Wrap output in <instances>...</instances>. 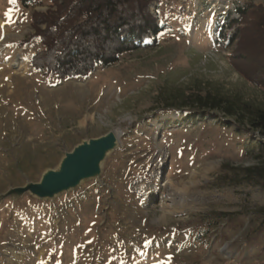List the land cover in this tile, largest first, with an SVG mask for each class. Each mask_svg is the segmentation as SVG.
<instances>
[{
  "label": "rangeland",
  "instance_id": "1",
  "mask_svg": "<svg viewBox=\"0 0 264 264\" xmlns=\"http://www.w3.org/2000/svg\"><path fill=\"white\" fill-rule=\"evenodd\" d=\"M162 2L169 34L55 81L30 63L44 49L32 16L50 0H0V196L38 182L82 141L121 131L97 179L51 199H0V264H264V190L246 178L264 170V138L221 111L190 119L195 110L177 108L182 91L206 84L264 105V11L242 22L243 0ZM255 141L263 151L248 153ZM216 213L227 217L196 238Z\"/></svg>",
  "mask_w": 264,
  "mask_h": 264
},
{
  "label": "trees",
  "instance_id": "2",
  "mask_svg": "<svg viewBox=\"0 0 264 264\" xmlns=\"http://www.w3.org/2000/svg\"><path fill=\"white\" fill-rule=\"evenodd\" d=\"M39 0H20L22 7L35 4ZM154 3L155 16L150 12ZM164 5L162 0H50L47 11L36 12L32 16V25L37 27L36 33L44 49L34 55L30 63L38 71H46L55 81L88 77L96 67L104 68L116 64L120 56L137 49L138 44L146 40H158L161 35L170 33L172 25L161 20L159 11ZM171 11L170 5L166 6ZM264 11V0H243L236 12L244 22L250 13ZM184 8L180 6L177 20H183ZM232 24L237 23L232 20ZM44 24V29L38 27ZM264 32V22L259 25ZM251 57L248 55L247 58ZM253 60L252 64L254 63ZM262 68V70H261ZM258 79L264 84V61L257 68ZM263 72V73H262ZM180 106L195 110L192 116L207 118L213 111H221L226 118H239L248 129L257 132L264 138V105L254 106L243 102L235 96L223 94L209 84L203 87H190L181 92ZM191 107V108H189ZM177 108L167 106L164 111ZM228 128V124H221ZM249 131V130H247ZM243 145L244 142H242ZM247 152H262L258 142H250ZM246 178L254 180L264 190V170H246ZM264 223V208L258 212ZM227 214L209 215L197 227L196 238L202 235L200 230L210 231L218 227L219 220ZM201 243V241H198Z\"/></svg>",
  "mask_w": 264,
  "mask_h": 264
},
{
  "label": "water",
  "instance_id": "3",
  "mask_svg": "<svg viewBox=\"0 0 264 264\" xmlns=\"http://www.w3.org/2000/svg\"><path fill=\"white\" fill-rule=\"evenodd\" d=\"M58 83L55 86H59ZM120 135L116 131L82 141L71 151L65 152L56 169L45 171L38 182H26L22 187L9 189L0 199L29 193L40 200L51 199L78 187L82 182L99 177L101 164L117 147Z\"/></svg>",
  "mask_w": 264,
  "mask_h": 264
},
{
  "label": "bare ground",
  "instance_id": "4",
  "mask_svg": "<svg viewBox=\"0 0 264 264\" xmlns=\"http://www.w3.org/2000/svg\"><path fill=\"white\" fill-rule=\"evenodd\" d=\"M25 57L24 56H22L20 53L18 54V56H17V59L15 60V66L16 67H19L20 65H22L23 63H24V61H25ZM116 134L117 135H121V131H116ZM101 169H102V164H101ZM98 177L96 176V177H94V178H92V179H97Z\"/></svg>",
  "mask_w": 264,
  "mask_h": 264
},
{
  "label": "snow or ice",
  "instance_id": "5",
  "mask_svg": "<svg viewBox=\"0 0 264 264\" xmlns=\"http://www.w3.org/2000/svg\"><path fill=\"white\" fill-rule=\"evenodd\" d=\"M11 3H16V0H10ZM10 15H11V12H8V13H5V16L6 17H9L10 18ZM2 38V37H0ZM41 264H44V262H41Z\"/></svg>",
  "mask_w": 264,
  "mask_h": 264
}]
</instances>
